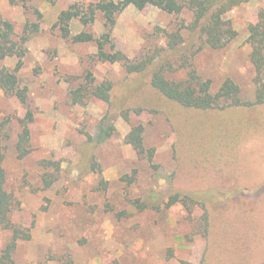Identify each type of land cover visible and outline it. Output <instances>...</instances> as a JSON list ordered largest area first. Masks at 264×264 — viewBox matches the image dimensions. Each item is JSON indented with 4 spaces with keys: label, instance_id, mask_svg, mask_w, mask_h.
<instances>
[{
    "label": "rangeland",
    "instance_id": "374dc122",
    "mask_svg": "<svg viewBox=\"0 0 264 264\" xmlns=\"http://www.w3.org/2000/svg\"><path fill=\"white\" fill-rule=\"evenodd\" d=\"M96 1L32 0L42 14L38 21L34 10L0 0V17L13 23L17 35L28 21L41 22L18 74L28 103L0 88L1 115L11 119L3 144L6 188L16 200L12 220L31 228L32 235L18 243L10 264H264V104H254L248 42L249 25L259 21L264 0H250L225 15L238 34L225 48L197 43L188 50L190 68L184 72L210 80L213 92L229 78L246 103L222 102L209 110L183 109L151 88L147 74L99 61L95 42L62 38L54 28L60 12L75 2ZM192 20L187 9L170 14L130 5L118 16L116 47L132 62L141 61L167 47L166 32ZM84 29L72 21L73 35ZM91 31L96 37L104 32L100 15ZM17 63V57L0 60V70ZM91 79L93 86L113 84L111 103L90 96ZM80 89L84 101L75 104L71 92ZM30 109L31 152L19 159L21 119ZM140 124L145 147L155 150L152 162L126 140ZM101 129L108 137L90 149ZM83 152L90 153L86 162ZM48 162H59L58 175L56 166L44 168ZM46 171L57 176L49 189L43 188ZM130 175L135 182L128 185L124 177ZM177 193L203 199L167 208L169 196ZM137 202L147 207L140 211ZM11 235L0 225V257Z\"/></svg>",
    "mask_w": 264,
    "mask_h": 264
},
{
    "label": "trees",
    "instance_id": "16d2710c",
    "mask_svg": "<svg viewBox=\"0 0 264 264\" xmlns=\"http://www.w3.org/2000/svg\"><path fill=\"white\" fill-rule=\"evenodd\" d=\"M12 5H20L26 11L34 10L38 21L42 14L32 5V0H9ZM250 0H98L88 4L72 3L67 9L60 12L54 28H58L61 37L75 44L95 42L97 45L96 58L104 63H122L129 74H147L149 86L159 93L161 97L174 102L183 109L209 110L219 107L222 102H230L231 105H246L242 101L240 87L231 79H226L217 91L213 92L212 82L204 80L196 71L184 70L190 68L188 50L201 44L211 49H222L228 46L236 37L237 31L232 27L225 15L235 7L249 2ZM134 6L143 10L148 6H154L170 14H181L185 9L192 12L193 20L188 25H183L175 31L166 32L167 47L158 49L152 57H146L141 61L132 62L128 56L117 49L113 32L117 24L118 16L128 7ZM101 16L104 32L98 37L91 31L93 23ZM79 20L84 30L73 35L71 23ZM41 22L28 21L20 35H17L12 22L0 17V60L8 57H17L18 63L13 70L2 68L0 70V88L9 95L15 96L23 104L28 103V89L20 87L19 71L22 68V58L27 53L26 44L29 39L40 32ZM188 36H185V32ZM248 42L251 46V62L255 70V83L257 86L254 104H264V9L259 12V21L249 25ZM188 43V45H186ZM161 58L160 65L155 59ZM171 58L177 59L181 64L169 62ZM177 66V68L174 67ZM181 73V79H175L169 75ZM91 75V74H90ZM90 75L88 77H90ZM88 92L106 103H111L113 84L109 81L93 86ZM84 88L83 90H86ZM82 89L72 91L73 103H83ZM142 111L139 108L137 112ZM34 121V112L30 109L21 119L22 132L17 143L18 158L23 159L31 152L30 124ZM11 122L0 112V225L3 229L10 230L12 235L2 251L0 264L12 263V255L21 240L31 239V228L17 225L12 220V213L16 200L6 188L7 174L4 167V141L8 138L7 129ZM112 129V128H111ZM102 137L97 142L90 144L93 149L98 143L108 137L106 130L101 129ZM129 144L133 145L137 155L141 159L152 162L155 150L147 149L144 144V127L137 125L132 128L126 137ZM90 154V153H89ZM89 154L83 152L82 157L86 162ZM56 166V173L60 170L59 162H48L45 169ZM98 164L94 161L92 167L96 170ZM100 170V169H99ZM57 176L46 171L43 175V188L49 189L56 182ZM127 184L135 182L134 176L124 177ZM207 194V193H206ZM198 196V195H197ZM173 194L169 196L166 207L169 208L177 203L185 206L192 202H199L202 195ZM136 207L143 211L147 204L136 203ZM64 264H72L66 261Z\"/></svg>",
    "mask_w": 264,
    "mask_h": 264
}]
</instances>
